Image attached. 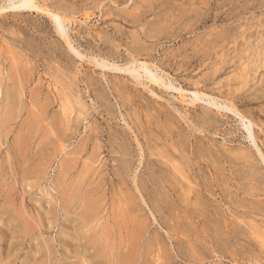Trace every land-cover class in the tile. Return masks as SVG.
<instances>
[{"label": "rangeland", "instance_id": "1", "mask_svg": "<svg viewBox=\"0 0 264 264\" xmlns=\"http://www.w3.org/2000/svg\"><path fill=\"white\" fill-rule=\"evenodd\" d=\"M17 1L0 0V6ZM35 1L70 21L64 31L73 50L56 34L47 14L0 13V75L14 81L7 83L14 91L9 98L0 93V264H96L84 238L93 230L90 234L81 228L85 207L78 200L84 196L89 204L96 203L93 207L99 211L97 228L93 225L96 231L101 224L115 223L111 218L117 213L123 221L127 215L123 211L141 209L133 211V216L142 214L147 225L140 242L141 254L146 256L150 244L151 264H247L245 256L249 255L262 258L264 263V245L259 246L264 235L252 230L259 225L256 229L263 231L264 226V218L259 216L264 211V0ZM78 53L82 58H77ZM93 58L97 64L104 61L122 69L132 66L134 58L150 66L154 63L152 67L158 69L155 73L173 88L153 86L143 79L138 85L128 73L94 65ZM195 90L205 97L191 105ZM63 92L75 99V122L73 136L64 141L67 149L61 154L55 136L44 138L43 130L53 118L61 117ZM224 100L232 102L246 121L242 123L234 112L214 105V101L223 105ZM148 110L160 115L161 128L170 118L164 125L177 135L164 139L168 138L166 144L177 150V156L194 155L195 189L206 192L212 205L203 208L225 212L228 225L240 224L246 236L240 243L252 244L254 254L243 252L240 246L234 257L218 253L203 241L196 217L194 232L193 219L187 213L192 207H179L176 197L173 202L172 195L147 183L152 167L147 162L139 165L136 141L144 144V139L136 124L141 122L140 114ZM35 117L44 121L33 127ZM56 127L62 135L60 131L65 130ZM247 128L252 130L253 140L248 138ZM112 138L131 152L122 157L126 160L123 165L130 169L123 188L116 185L114 176L115 170L123 167L121 156L112 155L119 158L112 160L107 152ZM97 146L103 148L92 160L89 154ZM80 148L86 149L75 167L64 169L65 156ZM242 152L248 155L249 168L240 159ZM85 166L91 173L82 174ZM78 175L85 185L78 193L80 199L70 204L67 193L78 192L71 187L78 182ZM125 191L141 207H116L120 193ZM247 208L254 209V217L240 214ZM91 215L87 212L88 217ZM107 254V259L110 255L113 258V252ZM106 258H99L98 263L105 264Z\"/></svg>", "mask_w": 264, "mask_h": 264}, {"label": "bare ground", "instance_id": "2", "mask_svg": "<svg viewBox=\"0 0 264 264\" xmlns=\"http://www.w3.org/2000/svg\"><path fill=\"white\" fill-rule=\"evenodd\" d=\"M172 1V0H171ZM192 2V1H191ZM179 3V2H178ZM192 4V3H191ZM190 4V6H191ZM201 4V3H200ZM4 5V4H3ZM0 6V13H3L6 10H10V11H18V12H33V11H38V12H42L48 15L49 18H51V20L53 21V27L55 28L56 34H58L60 36V38H62V41H65L66 45L73 50L72 47V42L70 40V38L67 36V34L65 33V24H69L70 21H68V19L66 20L65 18L59 17L56 14H53L50 10L46 9L45 6L43 7L42 5H40V3L36 2L35 0H18L17 2H10L8 3V5L4 6ZM44 5V4H43ZM163 6V5H162ZM183 6V5H182ZM195 6V5H194ZM194 8V7H193ZM191 9V8H190ZM194 10V9H193ZM192 10V12H193ZM55 12V11H54ZM62 12V11H61ZM190 12V11H189ZM195 12V11H194ZM193 12V14H194ZM59 13V12H58ZM181 13V12H180ZM183 13V12H182ZM187 13V12H186ZM60 14V13H59ZM189 14V13H188ZM124 15V14H123ZM62 16V15H61ZM140 17V16H139ZM138 18V17H137ZM142 18V16L140 17ZM139 19V18H138ZM166 19V18H165ZM167 20V19H166ZM51 21V22H52ZM142 21V20H141ZM136 22V21H135ZM174 22V21H173ZM172 22V23H173ZM137 23V22H136ZM144 24V23H143ZM164 27V26H163ZM164 29V28H163ZM156 30V28H155ZM148 32V31H145ZM159 34V33H158ZM161 34V33H160ZM145 36V35H144ZM58 37V36H57ZM147 38V37H146ZM135 43V42H134ZM141 47V46H140ZM145 47V46H144ZM143 47V48H144ZM138 48V47H137ZM136 49V48H135ZM70 50V51H71ZM144 50V49H143ZM142 50V52H143ZM134 51V50H133ZM146 51V50H145ZM75 52V51H74ZM136 53V52H135ZM144 53V52H143ZM139 54V53H138ZM137 54V55H138ZM147 54V53H146ZM145 54V55H146ZM149 54V53H148ZM76 56V55H75ZM81 57L80 54H77V58ZM135 56V55H134ZM148 56V55H147ZM195 57V56H194ZM88 58V57H87ZM142 58V57H141ZM79 59V58H78ZM96 66H99L100 68L103 69H110V70H115V71H121L122 73H128L127 75L130 76V78H132L133 80H135L136 84L140 85L141 82L140 80H146L147 83H149L150 85L153 86H158V87H162V88H173L172 84L171 85H166L164 82V79L162 77H160L159 74H156L155 70H158L157 67L153 68L152 64L154 65V63L150 64L149 63H139L138 62V58H134L133 61L138 62V64H136L135 62H131L133 65H129L125 68H117L115 67V65H108L107 63H105L104 61H101V63H98L97 58H93ZM89 60V59H88ZM106 61V60H105ZM131 61V60H130ZM113 62V61H112ZM15 67V66H14ZM2 74V72H0ZM159 73V72H158ZM16 76V75H15ZM163 76V75H162ZM17 77V76H16ZM5 77H3V75H0V93L1 95L6 94L4 97H10L14 91L12 89L9 88L8 86V82L12 81V78L10 79H4ZM9 78V77H8ZM18 78V77H17ZM166 78V77H165ZM18 80V79H16ZM23 81V80H22ZM142 81V80H141ZM14 82V81H12ZM20 85V82H19ZM15 86V85H14ZM17 86V85H16ZM19 89V88H18ZM17 89V90H18ZM150 89V88H149ZM5 90V91H3ZM7 90V91H6ZM13 91V93H12ZM20 91V90H19ZM18 91V92H19ZM22 91V90H21ZM70 91V90H69ZM181 91V89L179 90ZM6 92V93H5ZM153 93V92H151ZM185 93V92H184ZM17 94V93H16ZM21 93H19L20 95ZM193 98L190 100V104L194 105L196 102H198L199 100H201L203 97H205V95H201L198 93V91H194L193 93H191ZM34 95V94H33ZM58 95V94H57ZM16 96V95H15ZM121 96V95H120ZM19 97V96H17ZM8 98H5L8 100ZM36 98V97H34ZM211 98V97H209ZM19 99V98H18ZM56 99V98H55ZM61 99V104H60V109H61V114L58 119L53 118V123H51V120L49 121L50 124H48V126H46V129H44L43 131V135L44 138L45 137H49L50 136H55V142L59 143L61 146V154H64L63 152H65V150L67 149V146H65L64 149V141L66 140H70L71 136H73L71 130L72 129V125H73V116L72 114L75 113V109H74V105H75V99H73V95L68 94L67 92H63L62 93V97ZM212 99V98H211ZM214 100V99H213ZM3 101V100H2ZM20 101V100H19ZM36 101V100H35ZM202 101V100H201ZM54 102V101H53ZM218 102V101H217ZM216 101H214V105L217 106V108L219 109H225L229 112H234L236 114V116L238 115L241 122L243 123L245 120V117L241 116L239 114V112L237 111V109L235 108L234 104L232 102L229 101H225L222 102L224 103L223 105L219 104V102L217 103ZM229 102V103H228ZM37 103V102H35ZM46 103V102H45ZM50 103V102H49ZM56 103V102H55ZM53 103V104H55ZM4 104V103H3ZM11 104V103H10ZM208 104V103H207ZM14 105V104H13ZM34 105V104H33ZM43 105V104H42ZM46 106V104H45ZM44 106V107H45ZM122 106V105H121ZM215 106V107H216ZM14 107V106H13ZM16 107V105H15ZM14 107V108H15ZM34 107V106H33ZM42 107V108H44ZM78 107V106H77ZM59 109V108H58ZM78 109V108H77ZM148 109V108H146ZM145 110V109H144ZM60 111V110H59ZM143 111V110H142ZM148 111H146L144 114H140L141 116H139L141 118V122L137 125L136 123V129L138 130V132H140L141 136L144 139V144H139L138 141H136V145L138 147L137 152H139V155L137 157H139V159H141L140 164H144L145 162H147V164L151 165V169L148 171V181L147 183H149L151 186H155L157 188H160L163 193H166L168 195H172L171 199L172 201L175 199V204L178 205L179 207H192L189 210H187V213H189L190 217L193 219L192 224L194 227V232H195V217L197 219L196 221V226H198L197 228L200 229V233L201 236L203 237V241H205V243H209L211 245L212 248H214L218 253H222V254H229L232 255L234 257V252L236 251V247L240 246V249L244 252L247 251V253H252L254 254L256 249L252 247V244H248L249 246H243V244L240 243V239L242 237H246L245 233H244V229L242 228V226L240 224H236V225H228L227 224V217H225V212L219 213L217 211L215 212H211L209 211L207 208H203V207H211L212 205L209 203V198L206 196V192H198V190L196 191L195 189V172L194 169L192 168V165L195 164V159L192 157L194 156L193 154H190V156H184L180 153V157L177 156V150H175L174 148H172V146L169 148L168 144H166V139L165 136L166 135H174L176 133H172L171 129H169V127H165L168 126V124L164 125V123H168L167 121H171L170 118H166L164 121V123L162 124V128L158 125V123L160 122V115L158 114H150L148 113ZM44 113V112H43ZM37 115V114H36ZM43 115V114H42ZM46 115V113L44 114ZM51 115V114H50ZM82 115L81 111L80 113L77 114L76 117H78V119L80 118V116ZM44 117V116H42ZM53 117V116H52ZM5 118V117H4ZM34 118V116H33ZM51 118V117H50ZM2 119V118H1ZM47 119V118H46ZM52 119V118H51ZM3 120V119H2ZM42 118L39 119H35L33 120V127L36 125L39 126V123L41 122ZM4 121V120H3ZM44 121V120H42ZM5 122V121H4ZM46 122V121H45ZM57 122V123H55ZM75 122V121H74ZM77 122V121H76ZM163 122V121H161ZM44 123V122H43ZM3 124V123H1ZM78 124V123H75ZM252 124V123H251ZM4 125V124H3ZM2 125V126H3ZM253 125V124H252ZM62 127L65 131H60L62 132V135L59 134V131L57 130V127ZM75 126V125H74ZM247 126V125H246ZM41 127H44L41 126ZM40 127V128H41ZM37 128V127H36ZM75 128V127H74ZM2 129V128H1ZM76 129V128H75ZM163 131H162V130ZM165 129V131H164ZM35 130V129H34ZM42 130V129H39ZM130 130V129H129ZM160 130V131H159ZM1 131V130H0ZM3 131V130H2ZM71 133H69V132ZM77 131V130H76ZM34 132V131H33ZM74 132V130H73ZM247 136L248 138L253 140V133L251 129L247 128ZM262 132V131H261ZM1 133V132H0ZM69 133V134H68ZM93 135V132H91ZM49 134V135H48ZM95 134V133H94ZM164 134V135H163ZM77 135V132H76ZM99 135V134H98ZM177 135V134H176ZM34 136V135H33ZM78 136V135H77ZM112 136V134H111ZM179 136V134H178ZM35 137V136H34ZM76 137V136H75ZM115 137V136H114ZM30 138V137H29ZM54 138V137H53ZM87 138V137H86ZM96 139V137H94ZM93 138V139H94ZM117 138V137H116ZM124 138V137H123ZM173 138V137H172ZM73 139V138H72ZM89 139V138H88ZM171 139V138H170ZM47 140V138H46ZM91 140V139H90ZM113 140V138H112ZM120 140V139H119ZM125 140V139H124ZM123 140V141H124ZM20 141V140H19ZM49 141V140H47ZM98 140H96L97 142ZM115 141V142H114ZM44 142V141H43ZM86 141H84L85 143ZM89 142V141H88ZM108 142V141H107ZM121 142V141H120ZM251 142V141H250ZM17 143V141H16ZM55 143V144H56ZM69 143V142H68ZM94 143V142H93ZM121 143H118L116 139L113 140V142H109V149H108V153L112 155H119L121 156L120 159H122V157H126L128 155H131V152L123 146ZM173 143V142H172ZM49 144V143H48ZM86 144V143H85ZM105 147V144H103ZM108 145V144H107ZM106 145V146H107ZM175 145V144H174ZM81 146V145H80ZM94 147V146H93ZM254 147V146H253ZM87 148V147H86ZM85 148V149H86ZM103 146H97L96 148H93L94 150L92 152H90L89 157L94 160L97 158L98 155H100L99 150L102 149ZM108 148V147H107ZM172 148V149H171ZM40 149V148H39ZM57 149V148H56ZM85 149L83 148L81 150H78L76 152L74 151H70L71 153L67 154L68 158L65 156L66 161L64 159L63 162L65 164L64 169H72L73 166L75 165L76 162H78L80 160L79 156L83 153V151H85ZM174 149V150H173ZM255 149V148H254ZM26 149H24L25 151ZM59 152V153H60ZM190 152V151H189ZM244 152V151H243ZM242 152V156L240 159H242V161L244 162V164H246L245 166L247 168H249V161L247 159L248 155H243ZM24 153V152H22ZM68 153V152H67ZM54 154V153H53ZM262 154V153H261ZM260 154V155H261ZM34 155V153H33ZM235 155V154H234ZM259 155V156H260ZM21 156V155H20ZM47 156V155H45ZM58 157V155H57ZM70 157H75V158H70ZM40 158H42L40 156ZM45 158V157H44ZM54 158V157H53ZM56 158V157H55ZM64 158V157H63ZM88 158V157H87ZM89 158V159H90ZM46 159V158H45ZM62 159V158H61ZM112 160H116L118 161L119 158L112 156L111 158ZM125 158L122 159V165L126 163V160H124ZM54 160V159H52ZM222 160V158H221ZM85 161V160H84ZM88 164V163H86ZM92 164V163H91ZM252 164V163H251ZM93 165V164H92ZM123 167L121 166V170H115L114 172V176L116 177V185L120 186L121 188L124 187V185L126 184V176L128 174H130V169L129 171L127 170V165ZM61 167V165L59 166ZM75 167V166H74ZM86 167V166H85ZM61 170V168H60ZM68 171V170H67ZM92 170H89L87 167L83 170L82 174L83 175H87L89 173H91ZM159 172V176H155L156 173ZM59 174V173H58ZM81 174V173H80ZM63 175V174H62ZM61 176V175H60ZM65 176V175H64ZM129 176V175H128ZM78 177H80L78 175ZM84 177V176H83ZM155 177V178H154ZM62 178H64L62 176ZM57 179V178H56ZM82 176L79 178L78 182L73 183V185L71 186L72 188H76L78 190V192L74 195L67 193V197H68V201L70 204H72L73 202L77 201L78 199H80V194H78L80 191L81 186L83 187L85 185V183H81L82 181ZM132 179V178H131ZM63 180V179H62ZM84 180V179H83ZM135 179L133 178V181ZM132 181V184H133ZM156 181V182H155ZM101 182V181H100ZM87 184V183H86ZM96 184V183H95ZM97 185V184H96ZM134 186L136 184H133ZM95 186V185H94ZM145 186V185H144ZM203 186V185H202ZM70 187V188H71ZM146 189V186L144 187ZM151 188V187H150ZM154 188V187H153ZM135 189V187H134ZM93 190V189H92ZM116 190V189H115ZM130 190V189H129ZM137 190L138 186H137ZM136 190V191H137ZM157 190V189H156ZM93 191H96L93 190ZM119 191V190H118ZM195 191L197 192V194L195 193ZM132 193V192H130ZM119 194V193H118ZM121 194V195H120ZM120 199L116 198V207H122V209L124 207H141L139 205V203H135L132 202L131 197H127L128 191H125L124 193H120ZM175 194H177L178 196H174ZM89 195V194H88ZM87 195V196H88ZM66 196V195H65ZM246 196V195H245ZM66 197V198H67ZM92 198V197H91ZM90 198V200H91ZM77 199V200H74ZM88 197H85L79 201L80 205L82 204V207H85V211L82 212V216H81V228L86 229V232L90 233L91 231L92 234L89 236H85V241L86 243L90 244L91 250L93 251L91 254V260H93L96 264H101L98 263V259L102 258L103 256L106 258V256H108L107 253H112L113 252V258L110 255L111 259H107L106 258V262L103 263H109V264H151V261L148 259L149 256H151L152 254V248L149 247L150 244H148L147 250H146V256H142L141 254V239L145 236L146 233V227L147 225L144 224L142 217L143 215L141 214L140 216H133V211L134 212H140V210H137L134 208L132 209V211L129 209L127 211H123L125 212L127 215H124L123 217L126 220L123 221H119L121 220V216L120 214H115L110 217H112L111 219L113 221H115V223L113 222V224H110V222H106L107 224H104L102 226H99V230L96 231L94 228L97 226L98 223V216H99V211H97L95 209V207H93L94 204H89L90 202L88 201ZM193 199V201H192ZM52 200V199H51ZM5 201V200H4ZM93 201V200H92ZM91 201V202H92ZM94 202V201H93ZM174 202V201H173ZM115 203V202H114ZM102 204V203H101ZM3 205V204H2ZM76 205V204H75ZM115 205V204H114ZM9 206V205H8ZM97 206V205H95ZM159 206V204H158ZM111 207V205H110ZM195 207H197L198 209H195ZM138 209V208H137ZM244 209V208H243ZM124 210V209H123ZM126 210V209H125ZM231 210V209H230ZM238 210V209H237ZM235 210V211H237ZM120 211V210H119ZM143 211V210H142ZM87 212H91V216H87ZM122 212V210H121ZM144 212V211H143ZM76 213V212H75ZM104 213V212H103ZM255 213L253 208H247L244 211H241L240 214L247 216V217H252L253 214ZM107 215V214H106ZM111 215V214H110ZM146 215V213H145ZM181 215V214H180ZM262 218H264V211L261 212V214L259 215ZM107 217V216H106ZM105 217V219H106ZM115 217V218H114ZM254 217V216H253ZM122 218V219H124ZM140 218V219H139ZM186 218V217H185ZM246 218V217H245ZM256 218V217H255ZM254 218V219H255ZM259 218V217H258ZM253 219V220H254ZM107 220V219H106ZM180 220V219H179ZM263 220V219H262ZM100 221V220H99ZM103 221V220H102ZM146 221V220H145ZM256 221V220H254ZM121 223L123 224V227L121 225ZM129 223V224H128ZM255 223V222H253ZM80 224V223H79ZM251 224V223H250ZM256 224V223H255ZM93 225L95 227H93ZM254 225V224H253ZM262 225V224H261ZM74 226V225H73ZM257 226L259 225H255L253 226L254 229L253 232L254 233H258L261 232L264 235V226L263 231L262 230H257L256 228H258ZM102 227V228H100ZM252 227V225H251ZM24 228V226L22 227ZM97 228V227H96ZM250 228V227H249ZM261 228V229H262ZM251 230V231H252ZM26 231V230H25ZM183 231V230H182ZM250 231V232H251ZM124 233V237L122 236V233ZM181 232V231H180ZM184 233V232H182ZM253 233V234H254ZM188 235V233H186ZM86 235V234H85ZM168 235V234H167ZM182 235V234H181ZM205 235V236H204ZM83 236V235H82ZM81 236V237H82ZM183 236V235H182ZM264 237V236H263ZM83 238V239H84ZM115 238L119 239V243L115 242ZM207 238V239H206ZM256 241V240H255ZM263 240H261V242H263ZM72 242V241H71ZM118 242V241H117ZM188 242V241H187ZM257 242V241H256ZM261 242L259 243V246H261V248L263 247L262 245H264L263 243L261 244ZM160 240L155 237V244L159 245ZM204 243V244H205ZM128 244L125 248V245ZM88 245V244H87ZM257 245V244H256ZM154 246V245H153ZM202 246V245H201ZM234 247V248H231ZM126 249V251L123 253V249ZM227 248H230L229 251H226ZM258 248V245H257ZM260 248V249H261ZM264 248V247H263ZM262 248V250H264ZM161 250V249H160ZM90 252V251H89ZM154 252V251H153ZM160 252V251H159ZM115 253V256H114ZM145 253V252H144ZM157 253V252H156ZM262 253V252H261ZM88 254V253H87ZM155 254V253H154ZM106 255V256H105ZM158 255V254H157ZM253 256V255H251ZM249 255V257L245 258L249 259L248 262H246L247 264L253 263L252 261H255V264H264L262 262V258L261 259H257V256H253L251 257ZM77 257V256H76ZM166 257V256H165ZM195 257V255H192V259ZM232 257V259H233ZM263 257V256H261ZM150 258V257H149ZM154 258V257H153ZM159 258V257H158ZM159 260V259H158ZM104 261V260H103ZM166 261V260H165ZM169 261V260H168ZM187 260H185L186 262ZM157 262V261H156ZM167 262V261H166ZM155 263V262H153ZM152 263V264H153ZM168 263V262H167ZM191 263V262H190ZM158 264V262H157ZM160 264V263H159ZM166 264V263H163ZM191 264H197V263H191ZM201 264V263H200ZM237 264V263H234Z\"/></svg>", "mask_w": 264, "mask_h": 264}]
</instances>
